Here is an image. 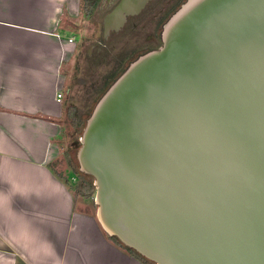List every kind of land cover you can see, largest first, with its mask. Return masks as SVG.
<instances>
[{"label":"water","instance_id":"water-1","mask_svg":"<svg viewBox=\"0 0 264 264\" xmlns=\"http://www.w3.org/2000/svg\"><path fill=\"white\" fill-rule=\"evenodd\" d=\"M133 60L75 155L101 229L152 264H264V0H187Z\"/></svg>","mask_w":264,"mask_h":264},{"label":"crops","instance_id":"crops-1","mask_svg":"<svg viewBox=\"0 0 264 264\" xmlns=\"http://www.w3.org/2000/svg\"><path fill=\"white\" fill-rule=\"evenodd\" d=\"M82 10L83 0H0V264H145L51 165L63 147L56 94L85 40Z\"/></svg>","mask_w":264,"mask_h":264},{"label":"rangeland","instance_id":"rangeland-1","mask_svg":"<svg viewBox=\"0 0 264 264\" xmlns=\"http://www.w3.org/2000/svg\"><path fill=\"white\" fill-rule=\"evenodd\" d=\"M86 1L88 0H83L82 17L88 21L81 22L79 31H77L85 40L81 45L77 64L73 62L71 69H67L68 71L66 70L65 74L69 78L65 84V95L63 97L65 116L62 153L51 164L55 172L64 179L73 194L79 184V178L74 173L70 161L74 166L77 165L75 155L81 133L76 131L74 126L67 121V111L71 105H74L81 112L87 114L112 80L126 68L127 62L135 59L137 53H143L136 49L145 48L144 46L148 44L147 35L150 30L143 27L132 31L130 26L132 20H130L120 32H111L107 37H104L102 19L110 11L112 5L104 6L101 5L102 0H97L96 5L91 7ZM160 45V42L156 41L155 44L147 48L156 49ZM87 179L90 180V177H87ZM74 196L80 200L82 209L90 210L96 214V206L93 200L94 193H91L88 197L77 194H74Z\"/></svg>","mask_w":264,"mask_h":264},{"label":"flooded vegetation","instance_id":"flooded-vegetation-1","mask_svg":"<svg viewBox=\"0 0 264 264\" xmlns=\"http://www.w3.org/2000/svg\"><path fill=\"white\" fill-rule=\"evenodd\" d=\"M120 1L121 0H102L101 5L104 6L112 5L111 6L112 8L110 9L111 11ZM134 1L140 3L141 7L138 13L126 17L125 23L123 27L119 30V32L126 26V24H128V21L130 20H132L130 24L132 31L142 29L143 27H145V29H150L147 35L148 44L144 46L145 48L136 49L138 51H142L143 52L142 54H145L147 52L155 50L153 48H147V47L155 44L156 41L160 42L161 44V33L164 24L187 0H134ZM140 55H138L136 58H138Z\"/></svg>","mask_w":264,"mask_h":264},{"label":"trees","instance_id":"trees-1","mask_svg":"<svg viewBox=\"0 0 264 264\" xmlns=\"http://www.w3.org/2000/svg\"><path fill=\"white\" fill-rule=\"evenodd\" d=\"M86 3L89 4V6L93 7L96 5V2H92L91 0H88L86 1ZM126 69V68H125ZM124 69V70H125ZM123 70V71H124ZM122 71V72H123ZM121 72V73H122ZM120 73V74H121ZM119 74V75H120ZM118 75V76H119ZM117 76V77H118ZM116 77V78H117ZM115 78V79H116ZM115 79L112 80V82L108 85V87L115 81ZM107 87V88H108ZM106 91V90H105ZM104 91V92H105ZM103 92V93H104ZM100 98V97H99ZM98 98V99H99ZM97 102V100L94 102L93 106L90 108L89 112H87V114H84L83 112H81L78 107L74 106V105H71L67 111V114H66V118H67V121L70 122V124L72 126H74L75 130L78 131V132H82V129L84 127V124H85V121L87 119V117L89 116V114L91 113L95 103ZM68 157L69 155L66 154ZM70 165L71 167L73 168L74 170V173L78 175V178H79V184L76 186L75 188V193L74 194H77L79 196H82V197H88L90 196L91 193H94V187H93V184H92V179L90 178V180L87 179V175H84L82 173H80L78 171V167L77 165L74 166L73 163L70 161ZM76 196V195H75ZM112 242H114L116 245L120 246L121 248H123L124 250H126L129 254H131L132 256H134L135 258L139 259L140 261H142L143 263L145 264H152L150 263L149 261H147L146 259H144L143 257L139 256L137 253H135L133 250H130L128 248H125L124 246H122L115 238L113 237H109Z\"/></svg>","mask_w":264,"mask_h":264},{"label":"built area","instance_id":"built-area-1","mask_svg":"<svg viewBox=\"0 0 264 264\" xmlns=\"http://www.w3.org/2000/svg\"><path fill=\"white\" fill-rule=\"evenodd\" d=\"M72 40H73V38L69 39L68 41H69V42H72ZM62 99H63V95H62V93L58 92V93L56 94V101H57L58 103H60V102L62 101Z\"/></svg>","mask_w":264,"mask_h":264}]
</instances>
